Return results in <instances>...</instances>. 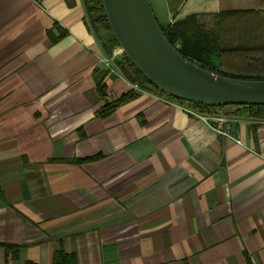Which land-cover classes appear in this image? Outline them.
I'll return each mask as SVG.
<instances>
[{
    "label": "crops",
    "instance_id": "0c3cea01",
    "mask_svg": "<svg viewBox=\"0 0 264 264\" xmlns=\"http://www.w3.org/2000/svg\"><path fill=\"white\" fill-rule=\"evenodd\" d=\"M148 2L214 73L222 53L264 47V0ZM96 35L83 0H0V264L59 249L77 264H264V119L228 106L208 123L135 88Z\"/></svg>",
    "mask_w": 264,
    "mask_h": 264
},
{
    "label": "water",
    "instance_id": "95a60500",
    "mask_svg": "<svg viewBox=\"0 0 264 264\" xmlns=\"http://www.w3.org/2000/svg\"><path fill=\"white\" fill-rule=\"evenodd\" d=\"M118 49L135 69L168 97L212 107L264 106V81L207 71L171 47L148 0H101Z\"/></svg>",
    "mask_w": 264,
    "mask_h": 264
},
{
    "label": "trees",
    "instance_id": "16d2710c",
    "mask_svg": "<svg viewBox=\"0 0 264 264\" xmlns=\"http://www.w3.org/2000/svg\"><path fill=\"white\" fill-rule=\"evenodd\" d=\"M86 16L91 27L94 29L97 34V39L104 53L107 56H111L112 51L118 48V44L115 41L107 20L105 18L101 0H83ZM161 29V28H160ZM164 37L168 41L165 31L161 29ZM168 43L173 47V45L168 41ZM174 48V47H173ZM175 49V48H174ZM177 51V50H176ZM178 52V51H177ZM179 53V52H178ZM229 52L222 53V66L223 63L229 62L231 65L224 66L223 69L233 70L238 68L237 71L227 73L220 71L216 74H219L224 77L247 80V81H264V47L247 49V50H236L232 51V56H227ZM180 54V53H179ZM231 54V53H229ZM181 55V54H180ZM182 56V55H181ZM183 57V56H182ZM228 58V59H227ZM227 59V60H226ZM228 64V63H227ZM116 68L118 69L120 75L131 85L136 86L138 89L154 93L157 95L165 96L177 104H187L193 111L198 114H214V110L217 107L200 105L188 103L172 97H168L159 91L154 85H152L148 80H146L129 62V60L122 55V58L116 63ZM202 68V67H201ZM205 69V68H202ZM207 71H211L205 69ZM212 72V71H211ZM102 80L97 82L98 93L104 97L105 91L104 86L102 85ZM131 95L122 97L121 99L115 102L106 103L102 108L96 112V118L105 119L109 117L114 111L119 107V105L130 98ZM228 107V106H225ZM238 108L236 112L237 115H246L250 118L255 119H264V106H234ZM224 108V107H220ZM101 157L95 156L81 161H75L76 163H89L96 161ZM9 254V252H7ZM7 254V256H8ZM14 253L12 254V257ZM52 264H77L76 258L70 253L64 252L62 249H59L53 253Z\"/></svg>",
    "mask_w": 264,
    "mask_h": 264
},
{
    "label": "built area",
    "instance_id": "2783aa9c",
    "mask_svg": "<svg viewBox=\"0 0 264 264\" xmlns=\"http://www.w3.org/2000/svg\"><path fill=\"white\" fill-rule=\"evenodd\" d=\"M134 87L137 88L136 86H134ZM184 110L187 111V112H189V113H191L193 116H195V117H197V118H200V119H202V120H204V121H206V122L209 123V121H207V118H206L205 116H203V115H201V114H198V113H195V112H192V111L187 110V109H184ZM218 123H219V125H218V127L216 128V131H217L219 134H221V135H223V136H225V137H229V134H228L226 131H223L222 128H221L222 121H219Z\"/></svg>",
    "mask_w": 264,
    "mask_h": 264
},
{
    "label": "rangeland",
    "instance_id": "374dc122",
    "mask_svg": "<svg viewBox=\"0 0 264 264\" xmlns=\"http://www.w3.org/2000/svg\"><path fill=\"white\" fill-rule=\"evenodd\" d=\"M122 54V53H121ZM116 57V56H115ZM114 58V57H113ZM229 63V62H228ZM230 64V63H229ZM231 65V64H230ZM238 70V68H236V69H233V70H227V69H222V71L223 72H227V73H231V72H234V71H237Z\"/></svg>",
    "mask_w": 264,
    "mask_h": 264
}]
</instances>
